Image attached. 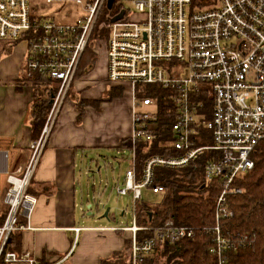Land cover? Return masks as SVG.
<instances>
[{
	"label": "built area",
	"instance_id": "2783aa9c",
	"mask_svg": "<svg viewBox=\"0 0 264 264\" xmlns=\"http://www.w3.org/2000/svg\"><path fill=\"white\" fill-rule=\"evenodd\" d=\"M74 1L85 14L68 22L54 16L34 17L30 0H0V39L27 45L24 80L32 84L37 73L59 79L41 134L29 142L31 152L24 169L10 168L8 151L0 150V172L6 175L3 183L0 180V203L7 207L0 223V264H37L30 251L9 248L11 235L31 227L19 222L22 209L29 216L36 202L28 190L30 182L97 19L105 6L112 10L116 5L117 11L109 14L108 78L129 82L137 109L124 157L129 167L124 184L115 185L118 193L131 194L134 215L131 225L114 228L130 229L132 264L158 257L165 245L193 237L192 225L173 218L153 227L138 224L135 207L145 187L153 192L164 190L155 184L158 166L181 168L211 151L202 184L216 181L220 188L211 250L221 256L233 244L223 232V219L235 215L230 195L242 191L238 178L255 165L252 152L264 138V0H131L136 10L132 13L122 4L124 0ZM140 83H157L172 91L173 136L163 145L181 152L150 154L138 170L137 144L152 143L159 128L158 103L150 95H137ZM142 104L156 108L138 110ZM150 228L151 234L142 239L137 236V231Z\"/></svg>",
	"mask_w": 264,
	"mask_h": 264
},
{
	"label": "crops",
	"instance_id": "0c3cea01",
	"mask_svg": "<svg viewBox=\"0 0 264 264\" xmlns=\"http://www.w3.org/2000/svg\"><path fill=\"white\" fill-rule=\"evenodd\" d=\"M26 47L20 41L0 56V150L8 151L9 167L17 172L24 169L34 138L30 118L34 87L24 80ZM113 87H122V93L116 95ZM136 109L129 82L109 80L106 55L88 74L73 80L29 185L36 202L29 216L24 209L19 214L20 224L31 227L17 229L21 235L14 250L30 251L37 264H99L103 257L124 248L131 231L114 227L131 225L133 210L132 214L129 208L123 210L127 221L91 223L96 221L90 219L95 214L93 205L106 206L101 195L109 182L99 189L95 180L85 185L78 167L80 159L87 162L93 152L106 149L124 158L128 148L121 150L119 145L132 134ZM1 159L5 161L4 156ZM0 174L3 183L6 175Z\"/></svg>",
	"mask_w": 264,
	"mask_h": 264
},
{
	"label": "trees",
	"instance_id": "16d2710c",
	"mask_svg": "<svg viewBox=\"0 0 264 264\" xmlns=\"http://www.w3.org/2000/svg\"><path fill=\"white\" fill-rule=\"evenodd\" d=\"M110 13L107 8L102 9L82 54L75 78L88 74L96 67L103 56H100L95 48L100 45V41L105 42L104 55L107 57L111 32ZM33 16L43 17L38 13H33ZM18 42L19 40L0 39V56L10 53ZM33 81L30 118L32 135L37 138L41 134L53 98L58 91L59 79L37 73ZM113 89L117 90L116 95L123 91L122 87ZM171 94V90L157 83L137 85V95L153 97L158 103L159 112V128L154 141L149 143L142 140L137 144L138 170H141L144 159L150 154L181 152L169 145H163L166 138L173 136L172 124L175 117L169 114V108L173 106ZM128 141L127 138L120 142L121 150L130 146ZM210 155L211 151H205L181 168L157 167L155 184L163 185L164 190L154 192L161 193L158 201L149 202L142 198L137 202L135 207L137 223L153 227L167 218H173L179 224L192 225L195 228V235L165 245L159 250L161 253L158 257L148 256L138 264H264V138L257 143L252 152L255 165L241 175L238 182L236 181L242 187V191L230 195V204L235 215L223 219V232L232 239L233 244L225 248L221 256L211 250L214 244L212 230L216 221L215 199L220 188L216 181L205 187L202 184L205 180V165ZM28 190L30 192L29 188ZM6 214L7 207L4 205L0 208V223H3ZM151 231V228L139 230L137 236L142 239L151 234ZM20 235L18 230L12 233L9 248H15ZM131 242L132 236L127 239L123 249L114 251L109 257H103L99 264H132Z\"/></svg>",
	"mask_w": 264,
	"mask_h": 264
},
{
	"label": "rangeland",
	"instance_id": "374dc122",
	"mask_svg": "<svg viewBox=\"0 0 264 264\" xmlns=\"http://www.w3.org/2000/svg\"><path fill=\"white\" fill-rule=\"evenodd\" d=\"M31 4L33 6L34 13H38L44 17H47V15L54 16L57 19L66 20L68 22L74 21L78 17L85 14L82 5L77 4L74 0H57L53 3L47 2V0H31ZM122 4L130 10V13L136 11L131 0H124ZM104 8H107L109 12L111 11L113 13H115L118 9L117 5L112 10H109L107 6ZM99 44L100 45L95 46V48L99 52V55L102 56L105 53V42L100 41ZM155 108V105L145 106L142 104L138 106V110L146 112L154 111ZM115 155L116 153L113 150L106 149L93 152L87 162H85L86 160L82 161L80 159L81 166L78 167V175L83 178L85 185H87L88 182L92 184V181L95 180L97 182L96 187L99 189L101 184L107 185L109 182L107 191L101 195L103 202L106 203L105 208L103 204H100L98 208L93 205L95 214L91 215L90 219L93 220L94 217L96 218L95 222H91L94 224L118 223V221L123 218L127 221L128 218L124 217L125 214H123V210L126 208H129V211L132 214L134 200L131 194H120L114 187L116 182L124 184L125 171L129 166V161L125 158H117ZM87 168L89 170L88 173L85 172ZM81 169L83 170L82 175ZM160 194L161 193H154L150 188L145 187L143 189V198L149 202L158 201L161 197ZM1 200L2 195H0V201ZM2 206H4V204L0 203V208ZM108 206L111 207L110 216L104 217L101 215V213L104 212L102 210H105ZM114 216L116 219L112 218ZM129 218L131 220V215H129ZM160 253L161 251H159V255Z\"/></svg>",
	"mask_w": 264,
	"mask_h": 264
},
{
	"label": "water",
	"instance_id": "95a60500",
	"mask_svg": "<svg viewBox=\"0 0 264 264\" xmlns=\"http://www.w3.org/2000/svg\"><path fill=\"white\" fill-rule=\"evenodd\" d=\"M121 16H122V13H121L120 15L116 16L113 20H117V19H119ZM109 210H110V206H108V207L106 208V210L104 211V216L107 217V216L109 215Z\"/></svg>",
	"mask_w": 264,
	"mask_h": 264
}]
</instances>
